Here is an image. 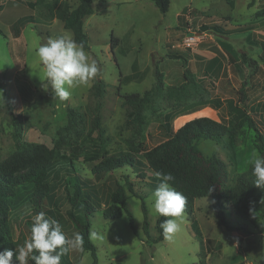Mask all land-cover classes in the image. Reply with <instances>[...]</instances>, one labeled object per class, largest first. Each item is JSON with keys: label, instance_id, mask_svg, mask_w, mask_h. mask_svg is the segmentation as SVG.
<instances>
[{"label": "rangeland", "instance_id": "obj_1", "mask_svg": "<svg viewBox=\"0 0 264 264\" xmlns=\"http://www.w3.org/2000/svg\"><path fill=\"white\" fill-rule=\"evenodd\" d=\"M79 2L0 0V162L19 150L41 145L55 149L58 159H73L80 175L94 180L86 191L97 209L91 219V240L99 264H203L200 244L184 212L171 238L158 244L150 241L149 237L159 235L158 220L166 218L153 213L151 185L159 181L150 171L143 178L131 169L115 171L114 177L95 178L84 161L121 151L141 158L143 152L170 140L167 123L176 132L196 118L207 117L230 131L222 139L197 142L205 156H218L227 164L229 180L224 189L228 196L237 178L251 171L250 160L258 153L250 120L264 136V0H173L166 15L152 0H92L94 14L84 19L89 40L86 51L98 73L89 86L74 88L67 100L59 101L41 86L35 52L50 36L65 31L73 36L62 17ZM213 24L228 31L244 25L253 29L229 36L203 29ZM188 39L193 40L190 46ZM221 43L230 44L239 58L229 57ZM244 54L247 60L240 58ZM188 72L197 86L193 95L184 102L157 98L143 111L140 128L125 97L144 96L154 86L156 73L165 88H172L186 83ZM98 80L104 89L102 97L93 93ZM69 108L85 116L80 137L64 131ZM97 116L99 129L95 127ZM125 176L134 185L135 193H128V209L139 237L126 212L115 219L103 216L116 183L124 184ZM21 195L27 197L25 192ZM141 197L148 208V234L143 230ZM29 213L24 208L12 219L13 238L19 247L29 237L23 219ZM195 217L201 233L220 243L208 264H264L262 214L244 218L230 210V230L218 225L213 202L204 198L195 201ZM71 248L72 256L82 253L79 264H93L91 255L79 245L73 243Z\"/></svg>", "mask_w": 264, "mask_h": 264}, {"label": "trees", "instance_id": "obj_2", "mask_svg": "<svg viewBox=\"0 0 264 264\" xmlns=\"http://www.w3.org/2000/svg\"><path fill=\"white\" fill-rule=\"evenodd\" d=\"M152 2L163 15H166L170 10L172 0H152ZM93 13L92 0H80L75 9L62 17L65 29L71 30L75 41L82 42L86 50L89 49V40L85 33L84 19ZM203 29L229 36L233 33L252 31L253 28L244 25L228 31L213 24L204 26ZM114 41L116 39L113 37L112 42ZM221 46L229 57H233L234 60L239 58L238 53L230 44L221 43ZM111 48L115 49L114 43ZM240 58L247 60V55L244 54ZM248 61V65L251 66L249 57ZM185 79L187 82L179 87L165 88L162 76L156 73L154 86L144 96L135 94L125 97V102L134 108L133 116L140 128L143 125V111L151 107L157 98L184 102L193 95L197 86L189 72L185 75ZM93 93L97 97L103 96L104 89L101 80L94 84ZM68 118V125L64 131H71L80 137V127L85 124L84 114L69 108ZM249 123L254 130L255 147L260 155H264V136L251 120ZM95 127L100 128L98 116L95 118ZM165 127L171 135L170 140L158 148L143 152L141 158L132 152L121 151L101 159L99 157L87 158L84 162L95 178L105 175L114 177L115 171L125 169L133 170L142 178L147 171L155 177L156 172L171 173L175 179L170 183L186 197L184 213L187 214L191 229L200 243L203 241V236L195 217V201L198 199H210L213 202L218 225L230 230L227 218V212L230 210L235 215L244 218L252 214L264 216V189L253 184L255 178L251 175V171L238 177L236 185L226 196L224 188L229 180L227 164L218 156H205L197 146V142L202 139L215 140L226 137L230 134L228 127L207 117L196 118L176 132L168 123ZM124 180V184L116 183V189L110 197L111 204L103 210V216L105 219H115L120 218L126 212L131 228L139 237L134 216L128 209L130 199L128 193H135L134 185L129 176H125ZM93 184L92 178L80 175L78 165L73 159L65 157L58 159L55 149L49 150L41 145L19 150L5 161L0 162V252L5 249L19 248L18 242L13 238L12 219H17L20 216L19 212L27 208L30 213L23 219H25L24 227L29 234L28 239L32 216L44 212L48 218L55 219L61 224L66 237L73 243H75L73 238L77 234L81 236L82 241L77 245L82 251L91 255L93 264H98L97 248L91 240V219L97 209L91 202L90 194L86 191V188ZM157 184L151 185L152 190ZM210 187H213L211 193L209 192ZM22 192L27 194L24 199ZM141 200L145 216L143 230L148 234V208L145 198L141 197ZM62 213L67 218L66 223L63 222ZM164 219L167 218L158 220L159 235L155 238L149 237L153 244H158L165 238L159 227ZM72 253L73 249L70 245L69 250L61 257V264L79 263L81 257L74 256L75 259L72 260ZM13 259L14 264H18L15 257ZM30 263L35 264L31 260Z\"/></svg>", "mask_w": 264, "mask_h": 264}, {"label": "clouds", "instance_id": "obj_3", "mask_svg": "<svg viewBox=\"0 0 264 264\" xmlns=\"http://www.w3.org/2000/svg\"><path fill=\"white\" fill-rule=\"evenodd\" d=\"M40 62L38 77L45 91H50L53 99L67 100L74 88L87 87L96 77L98 67L91 60L84 44L77 43L70 31L50 36L46 43L36 48ZM253 184L264 189V155L254 153L250 160ZM159 181L150 199L154 215L166 217L159 227L166 239L171 238L178 228L186 197L177 191L170 182L175 177L171 173L156 172ZM213 187L209 188V192ZM76 244L82 241L78 234L73 238ZM73 241L69 240L61 224L48 218L44 212L32 216L30 238L18 249H5L0 252V264H61V257L69 250ZM35 253V254H34Z\"/></svg>", "mask_w": 264, "mask_h": 264}, {"label": "crops", "instance_id": "obj_4", "mask_svg": "<svg viewBox=\"0 0 264 264\" xmlns=\"http://www.w3.org/2000/svg\"><path fill=\"white\" fill-rule=\"evenodd\" d=\"M135 1H140V0H135ZM173 1V0H172ZM172 4V3H171ZM171 7V6H170ZM94 14V13H93ZM92 14V15H93ZM86 18V17H85ZM85 26V23H84ZM236 235L242 236L243 234L239 231L234 232ZM203 241L202 243H200V248H199V253L202 260L200 262H202L203 264H208L211 259H212V255H210L214 250H217L220 247V243L215 244V241L213 239L207 238L206 236L203 235ZM208 240V241H207ZM204 249V250H203ZM201 251H203V254H201ZM75 256H79L82 258V253L81 254H76ZM73 259H75V257L73 256ZM82 260V259H81ZM80 263V262H79ZM79 263H75V264H79ZM99 264V261H98ZM250 264V263H249Z\"/></svg>", "mask_w": 264, "mask_h": 264}, {"label": "built area", "instance_id": "obj_5", "mask_svg": "<svg viewBox=\"0 0 264 264\" xmlns=\"http://www.w3.org/2000/svg\"><path fill=\"white\" fill-rule=\"evenodd\" d=\"M192 41H193V40L188 39V40L186 41L187 45L190 46V45L192 44Z\"/></svg>", "mask_w": 264, "mask_h": 264}]
</instances>
